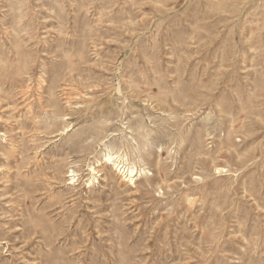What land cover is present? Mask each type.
Instances as JSON below:
<instances>
[{"label": "rangeland", "instance_id": "374dc122", "mask_svg": "<svg viewBox=\"0 0 264 264\" xmlns=\"http://www.w3.org/2000/svg\"><path fill=\"white\" fill-rule=\"evenodd\" d=\"M0 264H264V0H0Z\"/></svg>", "mask_w": 264, "mask_h": 264}, {"label": "bare ground", "instance_id": "6f19581e", "mask_svg": "<svg viewBox=\"0 0 264 264\" xmlns=\"http://www.w3.org/2000/svg\"><path fill=\"white\" fill-rule=\"evenodd\" d=\"M139 183V182H138ZM141 184V183H140ZM47 220V219H46ZM35 224V223H34ZM45 232V231H44ZM52 247V246H51Z\"/></svg>", "mask_w": 264, "mask_h": 264}]
</instances>
